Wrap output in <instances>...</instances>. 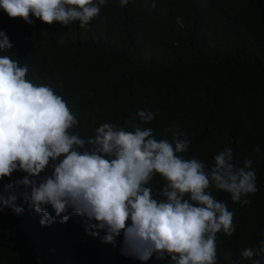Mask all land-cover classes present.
<instances>
[{
	"label": "trees",
	"instance_id": "16d2710c",
	"mask_svg": "<svg viewBox=\"0 0 264 264\" xmlns=\"http://www.w3.org/2000/svg\"><path fill=\"white\" fill-rule=\"evenodd\" d=\"M30 18L32 24L0 8V31L13 45L0 56L56 86L78 121L72 134L95 136L104 123L134 130L138 112L147 110L155 115L147 125L154 138L171 131L201 140L220 135L215 151L228 147L246 155L236 167L252 161L258 191L241 206L217 190L235 225L219 245L229 257L238 244L264 251V0H129L124 7L107 0L84 27ZM23 173L0 180V195L12 185L7 194L15 193L24 209L19 215L0 211V264H138L122 253V232L105 242L106 233L94 235L88 223L75 228L77 248L56 253L53 231L43 228L23 198ZM67 215L70 229L74 216Z\"/></svg>",
	"mask_w": 264,
	"mask_h": 264
},
{
	"label": "clouds",
	"instance_id": "9594fccd",
	"mask_svg": "<svg viewBox=\"0 0 264 264\" xmlns=\"http://www.w3.org/2000/svg\"><path fill=\"white\" fill-rule=\"evenodd\" d=\"M106 3L0 0V8L28 24L34 16L48 25L79 21L84 27ZM128 3L121 0L122 7ZM12 47L0 31V51ZM44 80L28 72L27 65L0 56V180L24 172L18 182L23 198L43 228L53 231L56 253L77 248L76 226L91 224L94 235L106 233L105 242L122 232L121 252L138 264H264L261 249L238 244L229 257L219 245V238L232 235L235 225L234 213L216 199L217 190L241 206L250 204L247 197L258 191L252 161L236 167L246 155L228 147L215 151L220 135L201 140L171 131L154 138L147 125L155 115L147 110L138 112L141 123L134 130L104 123L95 136L72 134L76 117L55 93L56 86ZM11 190L6 185L0 195V211L11 208L19 215L24 209L17 206L15 193L7 194ZM68 212L74 216L70 229L65 228Z\"/></svg>",
	"mask_w": 264,
	"mask_h": 264
}]
</instances>
